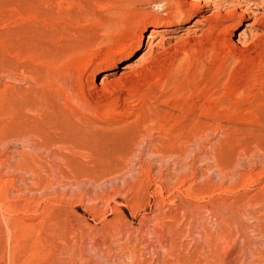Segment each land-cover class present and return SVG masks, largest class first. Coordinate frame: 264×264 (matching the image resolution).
Here are the masks:
<instances>
[{
    "label": "rangeland",
    "instance_id": "374dc122",
    "mask_svg": "<svg viewBox=\"0 0 264 264\" xmlns=\"http://www.w3.org/2000/svg\"><path fill=\"white\" fill-rule=\"evenodd\" d=\"M193 1L0 0V264H264V11Z\"/></svg>",
    "mask_w": 264,
    "mask_h": 264
},
{
    "label": "bare ground",
    "instance_id": "6f19581e",
    "mask_svg": "<svg viewBox=\"0 0 264 264\" xmlns=\"http://www.w3.org/2000/svg\"><path fill=\"white\" fill-rule=\"evenodd\" d=\"M168 1V0H167ZM232 1V0H230ZM174 0H169L168 4L173 5ZM177 3H174V5H176ZM243 5V6H240ZM214 6L215 12H214V17L212 19H210V23L211 26L209 28V30L207 32H209V34H212L213 32H215L216 28L218 29L219 25H221L222 23L226 22L229 20L231 13L235 10L243 8L242 10V14L243 16L245 15H254V17H256V19L258 18L259 15H263V13L261 11H264V0H243V2H241V4H237L232 6L235 10L231 11L230 7H228V9H225L220 3L218 2H210L207 1L205 5L202 4L201 0H194L192 2V9H193V13L194 16H196L197 18L200 16L201 12L203 11L204 7H212ZM225 12V13H224ZM262 27L264 28V16L262 18ZM214 25V26H213ZM165 27L167 26H163L161 28H155L153 29L152 33L149 34V42L151 41H155L157 40L158 37V33L160 32H164L166 29ZM111 32V31H110ZM212 35H209V37H211ZM208 37V38H209ZM160 38V37H159ZM207 38V37H206ZM264 36H262L259 40H263L264 41ZM159 42V41H158ZM217 43V41L215 42ZM215 43L213 44L215 46ZM157 44V43H156ZM217 45V44H216ZM224 45V44H223ZM213 46V47H214ZM219 47V46H218ZM217 47V48H218ZM224 47V46H223ZM223 47L221 49H223ZM226 48V47H225ZM230 48V47H229ZM221 49H217L220 50L219 52H221ZM216 51V50H215ZM224 51V50H222ZM232 51V50H231ZM214 52V51H213ZM216 53V52H215ZM221 54V53H219ZM214 55V54H213ZM233 55V54H232ZM219 57V55H217ZM216 56V57H217ZM213 57V56H212ZM215 57V56H214ZM213 57V58H214ZM217 57V58H218ZM227 57V56H226ZM221 58V57H220ZM224 59V58H223ZM223 61V60H222ZM226 63V62H225ZM210 64V63H209ZM216 64V62H215ZM213 66V65H212ZM179 77V76H178ZM73 117L70 116H66V115H56L54 116V121L51 122L52 124H46L45 123V129L43 130V135L44 138H46V143L47 144H52V145H56V144H62L63 143V137L61 136V131L63 130H68L71 129L72 127V122L70 121V119H72ZM40 119V118H39ZM51 119V118H49ZM77 122V121H76ZM64 123H66V125H64ZM74 123V120H73ZM78 123V122H77ZM75 125V124H74ZM213 126V125H212ZM41 134V132L39 133ZM33 137V136H32ZM35 138V137H34ZM25 139V138H24ZM28 140V139H27ZM32 141V139H30ZM71 140V139H70ZM37 142V141H36ZM43 142V141H42ZM50 142V143H49ZM55 148V147H54ZM58 148V146H57ZM63 149V148H62ZM46 152V151H45ZM73 152V151H72ZM53 154L55 156H59V153L57 151H54ZM79 154V153H78ZM37 155V154H36ZM71 155V154H70ZM53 156V155H52ZM54 157V156H53ZM52 158V157H51ZM22 159H24L22 157ZM19 160V159H18ZM34 160V159H33ZM25 164V163H24Z\"/></svg>",
    "mask_w": 264,
    "mask_h": 264
}]
</instances>
